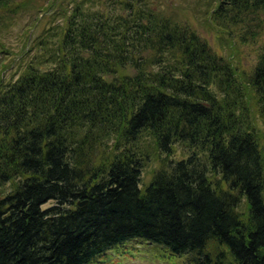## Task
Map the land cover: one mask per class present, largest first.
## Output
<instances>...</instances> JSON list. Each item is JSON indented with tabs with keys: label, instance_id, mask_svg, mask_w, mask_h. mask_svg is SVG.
Here are the masks:
<instances>
[{
	"label": "trees",
	"instance_id": "16d2710c",
	"mask_svg": "<svg viewBox=\"0 0 264 264\" xmlns=\"http://www.w3.org/2000/svg\"><path fill=\"white\" fill-rule=\"evenodd\" d=\"M100 1L71 0L0 79V264H94L134 240L264 264V46L245 74L150 0ZM211 19L253 41L264 0H216Z\"/></svg>",
	"mask_w": 264,
	"mask_h": 264
},
{
	"label": "rangeland",
	"instance_id": "374dc122",
	"mask_svg": "<svg viewBox=\"0 0 264 264\" xmlns=\"http://www.w3.org/2000/svg\"><path fill=\"white\" fill-rule=\"evenodd\" d=\"M155 8L176 21L189 25L236 68L245 74L257 64L264 46V32L255 40L243 41L241 30L219 28L211 19L216 0H150ZM18 8L0 19V79L9 82L17 78L25 65L40 49V40L51 27L60 23L62 14L68 12L71 0H18ZM102 4L104 0L100 1ZM50 7V8H49ZM48 9V10H47ZM4 14L0 10V17ZM61 24V23H60ZM59 24V25H60ZM34 45V46H33ZM39 48H37L36 46ZM33 46L31 52H25ZM187 152L176 146L174 157ZM160 160L155 156L144 169L142 183L147 185L158 169ZM53 205L49 203L47 207ZM94 264H189L187 259L167 258L162 250L152 244L134 240L106 252Z\"/></svg>",
	"mask_w": 264,
	"mask_h": 264
}]
</instances>
